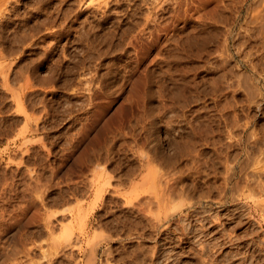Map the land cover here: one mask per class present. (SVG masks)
Segmentation results:
<instances>
[{"label":"rangeland","instance_id":"374dc122","mask_svg":"<svg viewBox=\"0 0 264 264\" xmlns=\"http://www.w3.org/2000/svg\"><path fill=\"white\" fill-rule=\"evenodd\" d=\"M155 1L0 0V264H264V0Z\"/></svg>","mask_w":264,"mask_h":264},{"label":"bare ground","instance_id":"6f19581e","mask_svg":"<svg viewBox=\"0 0 264 264\" xmlns=\"http://www.w3.org/2000/svg\"><path fill=\"white\" fill-rule=\"evenodd\" d=\"M145 1H146V0H145ZM152 1H153V0H152ZM156 1H157V0H156ZM156 1H155V3H156ZM192 1H193V0H192ZM199 1H200V0H199ZM240 1H241V0H240ZM247 1H248V0H244L243 2H247ZM257 1L259 2V0H257ZM257 1H256V2H257ZM171 2H172V1H171ZM197 2H198V1H197ZM197 2H196V3H197ZM228 2H230V1H228ZM236 2H238V1H236ZM254 2H255V0H254ZM256 2H255V3H256ZM188 3H189V2H188ZM224 3H225V2H224ZM234 3H235V2H234ZM240 3H241V2H240ZM259 3H260V2H259ZM102 4H103V3H102ZM197 4H198V3H197ZM237 4H238V3H236V5H237ZM260 4H261V6H259V8L261 7L262 9H264V6H262V3H260ZM100 5H101V4H100ZM103 5H104V4H103ZM159 5H162V4H159ZM159 5H158V6H159ZM230 5H231V4H230ZM258 5H259V4H258ZM148 6H149V4H148ZM191 6H192V5H191ZM200 6H201V4H200ZM233 6H234V5H233ZM231 7H232V6H231ZM126 8H127V7H126ZM158 8H159V7H158ZM248 8H249V7H248ZM259 8H257V9H259ZM160 9H161V8H160ZM187 9H189V8H187ZM233 9H234V8H233ZM238 9H239V8H238ZM154 10H155V9H154ZM182 10H183V9H182ZM230 10H231V9H230ZM253 10H254L253 13H252L253 18H254L256 21H258L259 23H260V20H259V19H261V23H264V12H261L262 10H260V11H259V10H255V9H253ZM188 11H189V10H188ZM194 11H195V10H194ZM215 11H216V10H215ZM235 11H238V10H234V12H235ZM251 11H252V10H251ZM158 12H159V11H158ZM247 12H248V10H247ZM201 13H202V12H201ZM204 13H205V11H204ZM206 13H207V12H206ZM236 13H237V12H236ZM238 13H239V12H238ZM238 13H237V14H238ZM168 14H169V13H168ZM184 14H185V13H184ZM208 14H209V13H208ZM247 14H248V13H247ZM132 15H133V14H132ZM176 15H177V14H176ZM206 15H207V14H206ZM230 15H231V14H230ZM153 16H154V15H153ZM215 16H216V15H215ZM234 16H235V15H234ZM249 16H250V15H249ZM252 16H251V18H252ZM200 17H201V16H200ZM208 17H209V15H208ZM208 17H207V18H208ZM210 17H211V16H210ZM212 17H214V16H212ZM224 17H225V16H224ZM194 18H195V17H194ZM196 18H197V17H196ZM204 18H205V17H204ZM207 18H206V19H207ZM214 18H215V17H214ZM249 18H250V17H249ZM253 18H252V20H253ZM209 19H210V18H209ZM215 19H216V21H218L217 18H215ZM230 19H231V18H230ZM247 19H248V18H247ZM150 20H151V19H150ZM198 20H199V18H198ZM200 20H201V18H200ZM200 20H199V21H200ZM207 20H208V19H207ZM210 20H212V19H210ZM210 20H209V21H210ZM226 20H227V18H226ZM165 21H166V20H165ZM195 21H196V20H195ZM219 21H220V20H219ZM243 21H244V19H243ZM214 22H215V20H214ZM253 22H254V21H253ZM145 23H146V22H145ZM147 23H148V22H147ZM154 23H155V22H154ZM205 23H206V21H205ZM205 23H204V24H205ZM223 23H224V22H223ZM259 23H258V24H259ZM167 24H168V23H167ZM201 24H202V22H201ZM210 24H211V23H210ZM231 24H232V22H231ZM251 24H252V23H251ZM251 24H250V25H251ZM254 24H255V22H254ZM256 24H257V23H256ZM256 24H255V25H256ZM258 24H257V25H258ZM207 25H208V24H207ZM252 25H253V24H252ZM259 25H260V24H259ZM148 26H149V25H148ZM253 26H254V25H253ZM164 27H165V26H164ZM169 27H170V26H169ZM246 27H247V26H246ZM246 27H243V28H246ZM256 27H257V26H256ZM199 28H200V27H199ZM201 28H202V27H201ZM208 28H209V27H208ZM215 28H216V27H215ZM243 28H241V29H243ZM260 28H261V27L259 26V31H258V32H260ZM137 29H138V28H137ZM165 29H166V28H165ZM196 29H197V28H196ZM227 29H228V28H227ZM238 29H239V28H238ZM256 29H257V28H256ZM50 30H51V29H50ZM244 30H245V29H244ZM254 30H255V29H254ZM143 31H144V30H143ZM205 31H206V30H205ZM205 31H204V33H205ZM210 31H211V30H210ZM247 31H248V30H247ZM261 31H262V29H261ZM159 32H160V31H159ZM237 32H238V31L235 32V33H236V34H235L236 36H238V34H239V33H237ZM240 32H241V31H240ZM245 32H246V30H245ZM251 32H252V31H251ZM262 32H264V31H262ZM141 33H142V32H141ZM248 33H249V32H248ZM198 34H199V33H198ZM228 34H229V33H228ZM260 34H261V33H260ZM124 35H125V34H124ZM151 35H152V33H151ZM173 35H174V34H173ZM173 35H172V36H173ZM212 35H214V34H212ZM230 35H231V34H229V36H230ZM250 35H251V33H250ZM261 35H264V33H262ZM43 36H44V35H43ZM158 36H159V35H158ZM186 36H187V35H186ZM199 36H200V35H199ZM222 36H223V35H222ZM224 36H225V35H224ZM226 36H227V34H226ZM233 36H234V35H233ZM106 37H107V36H106ZM174 37H175V35H174ZM176 37H177V36H176ZM204 37H205V36H204ZM204 37H203V38H204ZM209 37H210V36H209ZM249 37H250V36H249ZM252 37H253V36H252ZM252 37H251V38H252ZM258 37H260L259 34H258ZM261 37H262V36H261ZM157 38H158V37H157ZM238 38H239V37H238ZM255 38H256V37H255ZM138 39H139V38H138ZM193 39H194V38H193ZM211 39H212V38H211ZM223 39H224V38H223ZM232 39H234V37H233ZM205 40H206V39H205ZM216 40H217V39H216ZM243 40H244V39H243ZM175 41H177V40H175ZM194 41H195V40H194ZM225 41H226V40H225ZM246 41H247V40H246ZM260 41H264V37H262V39L260 38ZM207 42H210V40H209V41L207 40ZM215 42H217V41H215ZM240 42H241V41H240ZM243 42H244V41H243ZM174 43H175V42H174ZM187 43H188V42H187ZM201 43H203V42H201ZM221 43H222V44L224 43V45H225V47H222V49L224 48V49L222 50V51H223L222 54L224 53L225 49H226V51L228 52L229 49H227V46H228L227 43H226V44H225V42H221ZM236 43H237V45H238V42H236ZM247 43H248V42H247ZM89 44H90V43H89ZM168 44H169V43H168ZM205 44H206V43H205ZM222 44H221V45H222ZM243 44H244V43H243ZM245 44H246V43H245ZM258 44H259V43H258ZM258 44H257V46H258ZM262 44H264V43H262ZM147 45H148V44H147ZM182 45H183V44H182ZM184 45H185V44H184ZM202 45H203V44H202ZM219 45H220V44H219ZM231 45H233V44H231ZM235 45H236V44H234V46H235ZM129 46H130V45H129ZM133 46H134V45H133ZM171 46H172V45H171ZM203 46H204V45H203ZM241 46H242V45H241ZM241 46H239V47H241ZM262 46H264V45H262ZM89 47H90V46H89ZM144 47H145V46H144ZM179 47H180V46H179ZM198 47H199V46H198ZM259 47H260V46H259ZM233 48L235 49V47H233ZM170 49H171V48H170ZM172 49H173V48H172ZM199 49H200V48H199ZM202 49H204V48H202ZM247 49H248V48H247ZM261 49H262V48H261ZM174 50H175V49H174ZM220 50H221V48H220ZM243 50H244V49H243ZM200 51H201V50H200ZM216 51H217V50H216ZM248 51H249V50H248ZM250 51H251V50H250ZM157 52H158V51H157ZM234 52H235V50H234ZM253 52H254V51H253ZM137 53H138V52H137ZM140 53H141V52H140ZM216 53H217V52H216ZM228 53H229V52H228ZM228 53H227V54H228ZM236 53H238V52H237V49H236L235 54H236ZM251 53H252V52H251ZM256 53H257V52H256ZM206 54H207V53H206ZM222 54H221V56H222ZM239 54H240V53H239ZM225 55H226V54H225ZM246 55H247V54H246ZM223 56H224V55H223ZM228 56H230V53L228 54ZM239 56H240V55H239ZM239 56H238V57H239ZM242 56H244V55H242ZM242 56H241V57H242ZM0 57H1V56H0ZM219 57H220V56H219ZM262 57H264V56H262ZM242 58H243V57H242ZM242 58H241V59H242ZM244 58H245V57H244ZM249 58H251V57H249ZM195 59H196V58H195ZM223 59H225V57H224ZM134 61H135V60H134ZM205 61H206V60H205ZM228 61H229V60H228ZM242 61H243V60H242ZM261 61H262V60H261ZM113 62H114V61H113ZM222 63H223V62H222ZM252 64H253V63H252ZM96 65H97V64H96ZM255 65H257V64H255ZM258 65H259V64H258ZM251 66H252V65H251ZM253 66H254V65H253ZM252 68H253V67H252ZM252 68H251V69H252ZM254 69H255V68H254ZM237 70H238V68H237ZM137 71H138V70H137ZM259 71H261V70H259ZM259 71H258V72H259ZM0 72H1V71H0ZM50 72H51V71H50ZM255 73H256V72H255ZM231 74H232V73H231ZM102 75H103V74H102ZM237 75H238V74H237ZM261 75H262V74H261ZM259 76H260V73H259ZM2 77H3V76H2ZM222 77H223V76H222ZM260 77H261V76H260ZM131 79H132V78H131ZM237 79H238V78H237ZM239 79H240V78H239ZM121 81H122V80H121ZM214 81H215V80H214ZM234 81H235V80H234ZM219 83H220V82H219ZM244 83H245V82H244ZM249 84H250V83H249ZM255 84H256V83H255ZM252 85H253V83H252ZM259 86H260V85H259ZM253 88H254V87H253ZM133 89H134V88H133ZM179 89H180V88H179ZM134 90H135V89H134ZM114 92H115V91H114ZM132 92H133V91H132ZM202 92H203V91H202ZM77 93H79V92H77ZM181 93H182V92H181ZM257 93H258V92H257ZM94 94H95V93H94ZM258 94H259V93H258ZM80 95H81V94H80ZM111 95H112V94H111ZM130 97H131V96H130ZM225 98H226V97H225ZM254 99H255V98H254ZM102 100H103V99H102ZM142 100H143V99H142ZM225 101H226V100H225ZM225 101H224V102H225ZM249 101H250V99H249ZM225 105H226V104H225ZM184 108H185V107H184ZM244 108H245V107H244ZM20 109H21V108H20ZM20 109H19V110H20ZM136 110H137V109H136ZM168 110H169V109H168ZM129 111H130V110H129ZM219 111H220V110H219ZM148 112H149V111H148ZM233 112H234V111H233ZM234 113H235V112H234ZM21 114H22V113H21ZM90 114H91V113H90ZM23 115H24V114H23ZM149 116H150V115H149ZM183 116H184V115H183ZM231 116H232V115H231ZM184 117H185V116H184ZM195 117H196V116H195ZM245 117H246V116H245ZM92 118H93V117H92ZM169 118H170V117H169ZM178 118H179V117H178ZM178 118H177V119H178ZM236 118H237V117H236ZM148 119H149V118H148ZM243 119H244V118H243ZM137 120H138V119H137ZM235 120H236V119H235ZM27 121H28V120H27ZM183 121H184V120H183ZM120 122H121V121H120ZM146 122H147V121H146ZM207 122H209V121H207ZM137 125H138V124H137ZM84 126H85V125H84ZM208 126H209V125H208ZM243 126H244V125H243ZM243 126H242V127H243ZM232 127H233V126H232ZM228 129H229V128H228ZM33 131H34V130H33ZM198 132H199V131H198ZM251 132H252V131H251ZM117 133H118V132H117ZM122 133H123V132H122ZM246 133H247V132H246ZM93 134H94V133H93ZM249 134H250V133H249ZM253 134H254V133H253ZM256 135H257V134H256ZM109 136H110V135H109ZM200 136H201V135H200ZM253 136H255V135H253ZM164 137H165V136H164ZM81 138H82V137H81ZM186 138H187V137H186ZM189 138H190V137H189ZM77 140H78V139H77ZM83 140H84V139H83ZM91 140H92V139H91ZM201 140H202V138H201ZM257 140H258V139H257ZM100 141H101V140H100ZM121 141H122V140H121ZM206 141H207V140H206ZM208 141H209V140H208ZM244 141H245V140H244ZM253 142H254V141H253ZM195 144H196V143H195ZM49 145H50V144H49ZM193 145H194V144H193ZM236 145H237V144H236ZM85 146H86V145H85ZM98 146H99V145H98ZM201 148H202V147H201ZM168 150H169V149H168ZM225 150H226V149H225ZM87 151H88V150H87ZM94 151H95V150H94ZM105 151H106V150H105ZM195 151H196V150H195ZM177 152H178V151H177ZM177 152H176V153H177ZM250 152H251V151H250ZM252 152H253V151H252ZM172 153H173V152H172ZM210 153H211V152H210ZM218 153H219V152H218ZM196 154H197V153H196ZM192 155H193V154H192ZM217 155H218V154H217ZM87 156H88V155H87ZM166 156H167V155H166ZM179 157H180V156H179ZM195 157H197V156H195ZM79 158H80V157H79ZM186 158H187V157H186ZM190 158H191V157H190ZM249 158H250V157H249ZM192 159H193V158H192ZM194 159H195V158H194ZM221 159H222V158H221ZM152 160H153V159H152ZM190 160H191V159H190ZM156 161H157V160H156ZM174 161H175V160H174ZM222 161H223V160H222ZM244 161H245V160H244ZM137 162H138V161H137ZM145 162H146V161H145ZM207 162H208V161H207ZM199 163H200V162H199ZM243 163H244V162H243ZM255 163H257V162H255ZM253 164H254V163H253ZM239 165H240V164H239ZM256 165H257V164H256ZM102 166H103V165H102ZM196 166H197V165H196ZM251 166H252V165H251ZM194 167H195V166H194ZM198 167H199V166H198ZM242 167H243V164H242ZM242 167L240 166V168H242ZM245 167H247V166H245ZM253 167H254V166H253ZM51 169H52V168H51ZM144 169H145V168H144ZM213 169H214V168H213ZM242 169H243V168H242ZM249 169H250V168H249ZM255 170H256V169H255ZM255 170H254V171H255ZM258 170H259V169H258ZM88 171H89V170H88ZM239 171H240V170H239ZM242 171H243V170H242ZM167 172H168V171H167ZM243 172H246V171H243ZM260 172H261V171H260ZM233 173L235 174V172H233ZM233 173H232V174H233ZM164 174H165V173H164ZM170 174H171V173H170ZM176 174H177V173H176ZM207 174H208V173H207ZM220 174H221V173H220ZM234 174H233V175H234ZM253 174H255V173H253ZM235 175H236V174H235ZM244 175H245V174H244ZM246 175H247V174H246ZM246 175H245V177H247V178H245V179L247 180V179H248V175H247V176H246ZM241 176H242V175H241ZM170 177H171V176H170ZM193 177H194V176H193ZM251 177H252V176H251ZM184 178H185V177H184ZM233 178H234V177H233ZM235 178H236V177H235ZM242 178H243V182H245L246 180L244 181V177H242ZM249 179H250V178H249ZM159 180H160V179H159ZM166 180H167V179H166ZM241 180H242V179H241ZM78 181H79V180H78ZM84 181H85V180H84ZM168 181H169V180H168ZM257 181H258V180H256V182H257ZM259 181H260V180H259ZM70 182H71V181H70ZM163 182H164V181H163ZM239 182H240V181H239ZM248 182L251 183V180H250V181L248 180ZM254 183H255V181H254ZM257 183H258V182H257ZM260 183L262 184L261 181H260ZM75 184H76V183H75ZM139 184H140V183H139ZM139 184H138V185H139ZM190 184H191V183H190ZM219 184H221V183H219ZM224 184H225V183H224ZM237 184H238V183H237ZM242 184H243V187H245L244 183H242ZM245 184H246V183H245ZM255 184H256V183H255ZM258 184H259V183H258ZM140 185H141V184H140ZM152 185H153V184H152ZM158 185H159V184H158ZM256 185H257V184H256ZM141 186H142V185H141ZM150 186H151V185H150ZM222 186H223V185H222ZM246 186H249V185L247 184ZM253 186H254V184H253ZM262 186H264V185H262ZM262 186H260V190H262L261 188H264V187H262ZM116 187H117V186H116ZM151 187H152V186H151ZM233 187H234V186H233ZM243 187H242V188H243ZM254 187H255V186H254ZM42 188H43V187H42ZM153 188H154V187H153ZM237 188H238V186H237ZM240 188H241V187H240ZM248 188H250V186L247 187V189H248ZM101 189H102V188H101ZM160 189H161V188H160ZM98 190H99V189H98ZM133 190H134V189H133ZM171 190H172V189H171ZM186 190H187V189H186ZM242 190H243V189H242ZM142 191H143V190H142ZM147 191H148V190H147ZM147 191H146V192H147ZM239 191H240V189H239ZM250 191H251V188H250ZM32 192H33V191H32ZM37 192H38V191H37ZM140 192H141V191H140ZM146 192H145V193H146ZM172 192H173V191H172ZM172 192H171V193H172ZM176 192H177V191H176ZM233 192H234V191H233ZM256 192H257V191H256ZM262 192H264V191H262ZM262 192H261V193H262ZM98 193H99V192H98ZM98 193H96V194H98ZM142 193H143V192H142ZM173 193H174V192H173ZM173 193H172V194H173ZM237 193H238V192H237ZM160 194H161V193H160ZM168 194H169V193H168ZM168 194H167V195H168ZM172 194H171V195H172ZM176 194H177V193H176ZM246 194H247V193H246ZM252 194H253V193H252ZM99 195H100V194H99ZM99 195H97V197H98ZM148 195H149V194H148ZM150 195H151V194H150ZM154 195H155V194H154ZM259 195H260V194H259ZM145 196H146V195H145ZM169 196H170V195H169ZM244 196H246V195H244ZM162 197H163V196H162ZM182 197H183V196H182ZM125 198H126L127 201H131V199H130L129 196L126 195ZM153 199H154V198H153ZM31 200H32V199H31ZM155 200H156V199H155ZM203 200H204V199H203ZM137 201H138V200H137ZM144 201H145V200H144ZM167 201H168V200H167ZM173 201H174V200H173ZM131 202H132V201H131ZM131 202H130V203H131ZM165 202H166V201H165ZM189 202H190V201H189ZM214 202H215V201H214ZM162 203H163V202H162ZM167 203H168V202H167ZM167 203H166V207H167ZM260 203H261V202H260ZM171 204H172V203H171ZM262 204H264V202H262ZM262 204H261V205H262ZM150 205H151V204H150ZM164 205H165V204H164ZM189 205H190V204H189ZM259 205H260V204H259ZM38 206H39V205H38ZM121 206H122V205H121ZM141 206H142V205H141ZM146 206H147V205H146ZM171 206H172V205H171ZM142 207H143V206H142ZM174 207H175V206H174ZM261 207H262V206H261ZM138 208H139V207H138ZM176 208H177V206H176ZM176 208H175V209H176ZM165 209H166V208H165ZM172 209H173V208H172ZM175 209H174V210H175ZM261 209H262V211H261L262 214H264V208H261ZM261 209H260V210H261ZM151 210H152V209H151ZM176 211H177V210H176ZM45 212H46V211H45ZM140 212H141V211H140ZM170 212H171V211H170ZM174 212H175V211H174ZM147 213H148V212H147ZM47 214H48V213H47ZM145 214H146V213H145ZM165 214H166V212H165ZM169 215H170V214H169ZM150 216H151V215H150ZM165 216H166V215H165ZM163 217H164V216H163ZM148 219H149V218H148ZM79 220H80V219H79ZM47 221H48V220H47ZM147 221H148V220H147ZM1 223H2V222H1ZM81 223H82V221H81ZM79 224H80V223H79ZM192 225H193V224H192ZM0 228H1V227H0ZM70 228H71V227H70ZM82 228H83V227H82ZM62 229H63V228H62ZM64 230H67V227H65ZM69 230H70V229H69ZM71 230H72V229H71ZM81 230H82V229H81ZM61 231H63V230H61ZM195 231H196V230H195ZM72 233H73V232H72ZM51 234H52V233H51ZM77 235H78V234H77ZM71 237H72V236H71V233L68 232V231H67V232H64V233H63V236H62V238H63L64 241H69V240L71 239ZM168 239H169V238H168ZM33 241H34V239H33ZM52 241H53V240H52ZM92 241H93V240H92ZM56 243H57V242H56ZM67 243H68V242H67ZM53 244H54V243H53ZM92 244H93V243H92ZM94 244H95V243H94ZM94 244H93V245H94ZM62 247H63V246H62ZM91 248H92V247H91ZM63 249H64V248H63ZM39 250H40V249H39ZM93 250H94V249H93ZM89 251H90V250H89ZM35 252H36V251H35ZM27 253H28V252H27ZM44 253H45V251H44ZM59 253H60V252H59ZM2 254H3V253H2ZM41 255H42V254H41ZM46 256H47V255H46ZM88 256H90V255H88ZM41 257H42V256H41ZM92 258H93V257H92ZM48 260H49V259H48ZM106 263H107V262H106ZM50 264H51V263H50ZM90 264H94V263L91 262Z\"/></svg>","mask_w":264,"mask_h":264}]
</instances>
